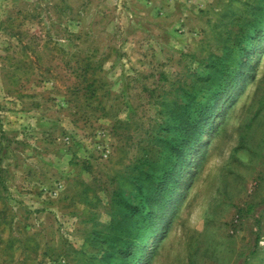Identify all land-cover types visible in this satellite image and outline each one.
Masks as SVG:
<instances>
[{
	"label": "rangeland",
	"instance_id": "1",
	"mask_svg": "<svg viewBox=\"0 0 264 264\" xmlns=\"http://www.w3.org/2000/svg\"><path fill=\"white\" fill-rule=\"evenodd\" d=\"M0 264H264V0H0Z\"/></svg>",
	"mask_w": 264,
	"mask_h": 264
},
{
	"label": "trees",
	"instance_id": "2",
	"mask_svg": "<svg viewBox=\"0 0 264 264\" xmlns=\"http://www.w3.org/2000/svg\"><path fill=\"white\" fill-rule=\"evenodd\" d=\"M244 56L245 54H247V52L245 51V53H242ZM247 66V62H243V65L241 67H239V69H237L235 76L232 74H229L228 78H230L231 80L226 81L225 84H223V88L221 91L213 94L212 98H211V102L213 100L216 99H223L225 96H227L228 94V90L231 86V84L234 82L235 78L237 77V73L239 70H245ZM243 67V68H242ZM209 104V105H208ZM215 108L210 106V102L207 103V105H202L195 113H198V120L195 122L191 121V117L188 116L185 120V130L187 131V133H189L188 138L185 140V142H183V145L180 146L179 148H177L178 152H185L184 148H189L190 145L195 141L196 137L199 135V138L202 134V132L204 131V129L210 124V119L213 115V113ZM184 154H182V158L181 163L179 165H176L175 167H173V169L170 172L165 173V175L163 176V179L160 181L159 187L162 189L164 188L163 192L161 195H159V192H157V194L151 198H149V203H150V207L151 210L150 211V216L155 219L157 218V213L154 212V209L158 206L161 205V202L166 198V193L168 192V190L174 185L177 184L179 178H181V172L180 169L184 166L185 161H184ZM153 223H151L152 225ZM137 248H135L136 250ZM123 251H121V255L125 256L126 259L131 258L136 251H134V249H124L122 248Z\"/></svg>",
	"mask_w": 264,
	"mask_h": 264
}]
</instances>
